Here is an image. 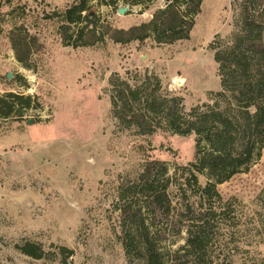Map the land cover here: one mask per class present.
Returning a JSON list of instances; mask_svg holds the SVG:
<instances>
[{"label": "rangeland", "instance_id": "rangeland-1", "mask_svg": "<svg viewBox=\"0 0 264 264\" xmlns=\"http://www.w3.org/2000/svg\"><path fill=\"white\" fill-rule=\"evenodd\" d=\"M75 1L0 0V95L35 98L21 117L0 118V264H143L128 258L119 241V208L123 192L139 183L146 160L162 163L167 172L159 180L174 184L167 190L169 214L144 210L150 234L169 261L186 238L185 223L178 222L174 171L192 162L194 136H146L124 128L112 117L108 80L118 75L134 85L153 75L186 109L215 105L213 94L221 87L209 47L232 44L247 0H202L188 40L158 44L150 36L121 45L106 39L72 49L62 45L54 15ZM113 1L112 7L90 5L103 23L124 31L147 23L171 3ZM120 8H127L124 15H118ZM17 27L41 45L38 52L32 47L28 69L16 61L9 42ZM263 189L264 146L247 171L217 186L231 205L212 247L216 264H264V202L258 199ZM26 242L40 246L44 257L22 255L16 247ZM61 248L71 254L63 257Z\"/></svg>", "mask_w": 264, "mask_h": 264}, {"label": "trees", "instance_id": "trees-1", "mask_svg": "<svg viewBox=\"0 0 264 264\" xmlns=\"http://www.w3.org/2000/svg\"><path fill=\"white\" fill-rule=\"evenodd\" d=\"M92 2L115 5L113 0H76L64 12L55 13L61 23L58 34L64 47H94L106 39L121 45L142 43L150 36L158 44L188 40L202 0H171L150 21L126 31L103 23L90 5ZM136 4L137 0L132 3ZM9 42L16 61L28 69L32 47L37 52L41 50L37 38L17 27L9 33ZM209 48L214 50L221 87L213 94L216 104L212 106L186 109L183 99L164 91L153 75L145 74L134 85L118 75L108 80L111 114L124 128H135L146 136L158 132L194 136L192 162L174 171L175 176L178 174V222L185 223L182 227L186 238L184 245L172 254L173 259L164 260L158 237L150 234L144 219V210L150 207L164 209L165 214L171 212L167 190L174 184L169 178H158L166 174V167L146 160L139 183L121 196L119 241L128 258L143 264H216L212 247L231 205L222 201L217 186L247 171L264 146V0H247L243 4L241 28L230 46ZM34 103L35 98L29 95H0V118L21 117ZM201 177L206 179L204 185L199 182ZM258 199L264 202V189ZM16 249L33 260L45 255L40 246L28 242ZM60 252L63 257L71 254L65 248Z\"/></svg>", "mask_w": 264, "mask_h": 264}, {"label": "water", "instance_id": "water-1", "mask_svg": "<svg viewBox=\"0 0 264 264\" xmlns=\"http://www.w3.org/2000/svg\"><path fill=\"white\" fill-rule=\"evenodd\" d=\"M166 1H168V0H166ZM126 11H127V8H120L117 11V13H118V15H124L126 13ZM7 77H9V75H7Z\"/></svg>", "mask_w": 264, "mask_h": 264}]
</instances>
